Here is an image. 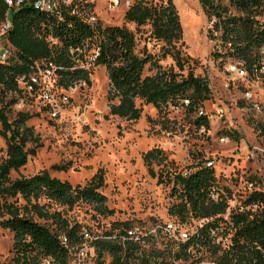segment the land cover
<instances>
[{"label": "trees", "instance_id": "1", "mask_svg": "<svg viewBox=\"0 0 264 264\" xmlns=\"http://www.w3.org/2000/svg\"><path fill=\"white\" fill-rule=\"evenodd\" d=\"M229 1L240 15L229 13L218 0H198L203 12L215 19L210 32L219 33L218 39L226 48V54L250 69L253 64L260 65L262 59L259 48L264 45V25L256 17L264 12L263 3L261 0ZM7 9L0 0V22ZM10 19L12 29L7 40L13 51L12 57L8 63H0V137L6 146L5 157L0 161V229L9 231L13 240L11 259L0 264H45L46 261L69 264L70 247L84 242L82 228L78 223L69 222L58 209H72L78 203H85L97 216L112 215L106 197L100 192L104 175L99 170L85 185L72 186L68 181L52 177L49 170L29 176L20 174L29 157L40 147V138L28 126L33 115L17 112L13 120L8 118L7 110L15 105L16 97L21 94L17 78L27 75L36 62L49 59L64 68L59 71L61 88L66 90L79 82L89 85L90 72L74 68L76 63L69 53V49L79 48L88 40L87 49L94 41L99 50L93 66L103 67L109 81V115L137 120L141 109L136 106V100L160 108L179 98H188L190 106L187 110L194 113L202 102L210 99L209 83L205 78L195 77L189 68L183 73L189 58L175 49V44L181 41V27L171 0L155 5L135 0L125 11L123 20L136 28L149 24L150 35L167 45L161 58L170 56L178 72L171 67L163 68L160 59L148 53L145 47L137 54L136 35L124 26L104 27L99 21L92 28L73 18L54 25L46 15L27 5L12 12ZM51 30L60 41L59 49L54 52L40 38ZM146 66L154 73L144 76ZM193 124L196 128L208 129L206 117H196ZM142 159L151 177H157L159 183L166 178L173 184L172 191L178 202L168 214L181 222L194 219L204 220V223L168 259L158 258L154 250L146 251L137 245L127 244L123 249L114 242L97 239L92 242L95 264H172L171 258L187 260L184 250L190 245L207 248L216 264H264V192H255L243 202V207L256 205L255 209L236 210L230 214L226 229L231 234V244L225 249L210 234L215 228L219 230L218 234L225 230L221 224L228 208L226 198L214 202L209 197L210 190L218 186L214 171L202 164L187 176L174 173L166 177L162 171L155 173L152 168L153 163L165 162L161 151L150 150ZM67 169L68 165L60 164L50 168L56 172ZM13 173L16 177H12ZM224 191L230 197V191L226 188ZM116 226L121 231L131 227L129 223ZM105 257H109L108 263Z\"/></svg>", "mask_w": 264, "mask_h": 264}, {"label": "rangeland", "instance_id": "2", "mask_svg": "<svg viewBox=\"0 0 264 264\" xmlns=\"http://www.w3.org/2000/svg\"><path fill=\"white\" fill-rule=\"evenodd\" d=\"M161 1L166 0H143L148 5ZM171 1L181 27V41L175 44V49L189 58L183 73L189 68L195 77L205 78L209 83L210 99L200 106L208 115V129L203 133L193 124L196 113L186 108L170 111L165 106L155 108L136 100V106L141 109L139 119L127 120L109 115V81L105 69L86 66L85 63L90 72V84L79 82L64 89L63 94L67 95L69 103L61 107L56 118H51L45 109L33 104H27L22 110L13 105L7 110L10 120L15 118L17 112L33 115L28 126L40 138V147L20 170L21 175L29 176L49 170L52 177L68 181L72 186H83L97 171L102 170L104 186L100 192L106 197V205L113 211L112 215L97 216L92 207L85 203H78L72 209H58L69 222L78 223L82 231L90 230L101 236L119 230L116 225L122 223L147 231L153 225L175 221L193 234L204 222L194 219L181 222L168 214L169 209L178 202L177 195L172 191L173 184L166 178L159 183L157 177H151L142 156L153 149L161 151L165 162L159 165L153 163L152 168L155 173L162 171L166 177L193 170L209 159H216L214 173L217 187L231 192V204L236 205L238 210L239 199L232 195L235 192L237 167L241 165L240 155L255 147L264 149V90L252 89V99L244 100L238 82L228 81L227 75H224L226 65L235 64L236 60L226 54V48L218 39L219 33L216 32V36L210 32L215 19L203 12L198 0ZM261 1L264 8V0ZM107 2H96L102 26L126 27L136 35L137 54L145 47L148 53L160 59L159 64L163 68L171 67L178 72L170 56L161 58L167 45L150 35L149 24L136 28L134 24L126 23L123 15L127 9L120 7L117 11H107ZM130 2L132 4L135 0ZM218 2L229 13L240 15L229 0ZM256 19L264 25V12ZM153 73L148 71V66L143 71L144 76ZM9 100L10 97L7 98ZM254 103L260 111H256ZM218 107L226 112L223 118L216 113ZM221 137L227 138V143H221ZM5 149V141L0 137V161L5 157ZM55 164L68 165V169L63 172L50 170ZM246 169L264 191V158L259 155L247 163ZM12 177H16V174L13 173ZM223 221L221 226L225 230L221 236L224 237L229 230L226 229L227 222ZM12 240L13 235L9 231L0 229V262L11 259ZM165 243L160 239L148 240L143 249L154 250L158 258L168 259L177 251V247ZM197 257H200L198 261L187 259L184 264L212 262L207 248H202ZM105 261L108 263L109 257H105Z\"/></svg>", "mask_w": 264, "mask_h": 264}, {"label": "built area", "instance_id": "3", "mask_svg": "<svg viewBox=\"0 0 264 264\" xmlns=\"http://www.w3.org/2000/svg\"><path fill=\"white\" fill-rule=\"evenodd\" d=\"M7 6V11L4 14L2 21L0 22V63L6 64L12 57V49L8 43L7 35L12 29L11 13L18 10L22 6H31L34 10L46 15L49 20L54 22V25L64 24L69 19L73 18L76 21L83 23L89 27H95L101 19L97 13L96 2L97 0H3ZM131 6L130 0H108L106 4L107 11H117L120 7L128 9ZM48 20V19H47ZM43 26V25H42ZM49 27L52 26L48 25ZM216 35V33H215ZM217 36V35H216ZM40 38L45 41L48 47L54 52L60 47V41L53 36L52 30L48 33L40 35ZM88 40L82 44L81 47L76 49H69V53L72 60L76 63L74 68L86 69V66H93L96 58L98 57L99 50L96 47L94 41L90 42V48ZM264 45L259 48V55L262 52L261 64H253L250 69H246L242 63L236 61L235 64H228L225 67V74L228 81H236L240 85V89L243 92V98L246 101L252 99V89L264 90ZM84 63L86 66H84ZM71 68V69H74ZM64 68L56 65L51 60H41L36 62L31 71L24 76L17 78V85L21 91L15 105L19 109H24L27 104H33L39 106L47 111L51 118H56L60 112L61 107H65L69 103L67 95L63 94L64 89L59 86V71ZM84 83V82H83ZM41 105V106H40ZM190 106V100L188 98H179L175 102H168L166 108L170 111H179L181 108H188ZM256 111L258 105L254 103ZM196 117H206L207 113L199 107L196 111ZM217 115L223 118L226 112L218 107L216 110ZM202 133L206 130L203 126L197 128ZM228 139L221 137V143H227ZM259 155L264 158V149H251L246 150L240 155L241 165L237 167L238 174L235 176V192L232 197H238L240 206L238 211L253 210L257 206L243 207V202L255 192H264L256 181L247 172V163H250L254 159H257ZM203 165L209 169L215 171L216 159H209ZM192 172L184 171L183 176H187ZM215 175V173H214ZM209 197L212 201L216 202L222 197L226 198L228 208L223 215V220L229 223V216L237 209L236 205L231 204V192L230 197L224 189L213 187L209 192ZM236 201V200H235ZM204 222V220H202ZM217 228L211 230V235L218 238L216 243L227 249L231 244V234L228 233L224 237L218 234ZM197 232V231H196ZM190 234L187 229L183 228L180 223L175 221H168L163 224L153 225L147 231L139 227H129L121 230L109 231L110 234L98 236L90 230H83L82 236L84 242L80 245L72 246L69 249V264H94L95 252L92 246V242L97 239H102L110 242H114L126 248L127 244L137 245L141 248L144 247L148 240H165L166 245H173L177 247V251L181 244H185L190 238L196 234ZM65 242V240H64ZM201 248L195 245H190L185 251L187 259H193L198 261L200 257H197ZM199 251V252H198ZM176 252V251H175ZM136 255V253H135ZM172 264H184L185 259L171 258ZM45 264H51L50 261H46ZM205 264H216L215 262H206Z\"/></svg>", "mask_w": 264, "mask_h": 264}]
</instances>
